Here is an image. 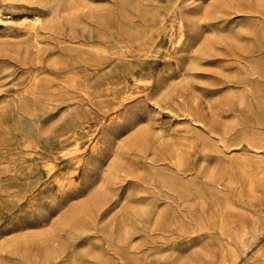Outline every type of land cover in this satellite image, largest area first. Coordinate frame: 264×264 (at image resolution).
<instances>
[{"label": "rangeland", "instance_id": "rangeland-1", "mask_svg": "<svg viewBox=\"0 0 264 264\" xmlns=\"http://www.w3.org/2000/svg\"><path fill=\"white\" fill-rule=\"evenodd\" d=\"M263 250L264 0H0V264Z\"/></svg>", "mask_w": 264, "mask_h": 264}, {"label": "bare ground", "instance_id": "bare-ground-1", "mask_svg": "<svg viewBox=\"0 0 264 264\" xmlns=\"http://www.w3.org/2000/svg\"><path fill=\"white\" fill-rule=\"evenodd\" d=\"M9 18V17H8ZM192 78V77H191ZM257 149H259V148H257ZM260 150H262L263 151V149L261 148ZM259 150V151H260ZM258 151V152H259ZM67 152V151H66ZM69 153V152H68ZM85 194V193H84ZM145 207V206H144ZM143 207V208H144ZM145 210V209H144ZM150 210V209H149ZM145 212H147V211H145ZM236 254V253H235ZM238 258V257H237ZM252 262V261H251ZM256 264H264V250L263 251H260L258 254H257V256H256Z\"/></svg>", "mask_w": 264, "mask_h": 264}]
</instances>
